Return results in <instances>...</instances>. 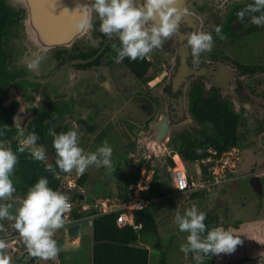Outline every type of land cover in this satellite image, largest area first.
<instances>
[{"label": "rangeland", "instance_id": "rangeland-1", "mask_svg": "<svg viewBox=\"0 0 264 264\" xmlns=\"http://www.w3.org/2000/svg\"><path fill=\"white\" fill-rule=\"evenodd\" d=\"M8 1L16 7H22L26 10L24 28L21 32H15V37L12 40V46H14L13 57L16 61L15 67L26 69L28 72L27 77L32 81H39L43 88L64 81L62 72L53 66L55 63L53 60L54 50L58 47L71 49L78 42H91L95 39L91 23L83 35L68 46L59 45L49 49H36V44L28 29L26 7L20 2L21 0ZM245 1L249 0H225L220 1L221 3L217 6L212 5V3L216 4L215 0H191L188 4V10L199 18L201 22L200 31L211 33V27L221 25L225 12L231 4ZM214 40L215 46L212 52L203 53L209 59H206L202 54L201 57L206 62H220L231 69H237L235 81L229 88L230 92L226 90L222 92L219 84L215 82L205 84L202 81L201 83H203L206 91H209L213 86L218 87L223 99L232 101L235 110L237 112L241 111L244 118L245 122L239 127L243 137L240 145L237 146L238 159L234 168L235 180L232 179L234 181L227 183L225 187L222 186L223 188L218 187L219 191L216 193H213L214 189H212V193L207 196H200L199 199L191 198L189 193H184L177 197L178 202H176L172 197H167L168 193H166L164 197L162 196V199L153 201L151 204L158 220L161 248L167 255L168 264H195L192 253L185 257L184 253L180 251V245L186 242L188 233L181 232L178 226L173 223L177 211L183 214L186 209L192 206H196L202 212L206 210L216 213L219 217L218 226L231 231L234 236L240 237L243 241L241 245L237 246L234 253H221L216 256L217 264H264V197L258 199L250 184L251 176L254 173L258 172L264 176V128L257 131L260 126L264 127V29L233 42L225 41V39L221 40L219 37ZM38 55H43L45 59L41 62L38 70L30 71L27 68V63ZM163 60L165 59L163 58ZM233 60H239L243 63H257L263 68L253 74H242ZM158 62L156 64L157 69H155L158 72L163 69L166 70L168 64L170 65L169 60L168 64L161 59H158ZM163 63L166 65H163ZM175 66H177L176 63H173L171 71ZM114 73L116 74L117 71ZM70 82L65 84L68 86ZM165 83L163 80L158 84L149 85L144 81L140 88L142 92L137 94L139 96L131 92H125L120 101L111 103L107 107V112L102 113L100 116L101 121H107L103 125L111 124L106 127L108 129L106 133L98 130L91 136L86 137L75 125V131L78 132L79 146L86 153L95 152L107 140L113 148V154L111 169L90 166L85 171L87 180L83 187L78 185V179L82 174H77L75 170L69 173L70 177L76 181L73 196L81 197V195H85L84 202L89 204H93V199H104L107 195L116 196L120 199L119 193L121 192V186L124 185V175L131 174L132 171L138 169V163L141 161L144 163L141 167L148 168V161L150 167L155 168V172L159 174L160 180L169 184L168 180L171 177L170 172L173 168L169 162L170 155L174 153L172 141L165 144L169 150L164 155H159L156 150L159 147L156 145L148 146V140L152 137L149 125L167 112L168 97L163 92ZM132 86L134 84L129 85V87ZM29 90H33L32 86ZM148 97L156 98L154 104L151 103ZM142 107H147V110H141ZM68 122L71 124L72 120L68 119ZM129 123L133 124L130 130ZM195 128H199L198 124L188 120L173 125L169 133L170 140L185 130L191 131ZM184 164L189 175H192V178L195 176V180H198L196 175L200 172L198 163L184 161ZM67 175L68 173L63 176V181L67 180ZM134 187L135 185L131 186L133 189ZM171 199H173V202ZM77 204H80L79 199H77ZM81 224V247L70 252L62 250L61 258L74 257V261L77 260L76 264H91L92 224L89 219L82 220ZM60 231H62L63 236L65 234V229H59L56 232L58 238L61 237ZM148 237L151 253L150 264H158L161 259V251L152 246L157 237L155 236L153 240L149 235Z\"/></svg>", "mask_w": 264, "mask_h": 264}, {"label": "clouds", "instance_id": "clouds-1", "mask_svg": "<svg viewBox=\"0 0 264 264\" xmlns=\"http://www.w3.org/2000/svg\"><path fill=\"white\" fill-rule=\"evenodd\" d=\"M176 4L177 0H143L140 4L136 0H92L90 7L99 21V31L109 39L114 35L118 37L119 46L113 43L111 48L116 53L115 62L120 63L125 58L132 61L144 59L153 50L161 48L178 31L187 10L181 11ZM236 17L241 23L247 18L249 23L264 27V0H252V3L236 12ZM86 24L85 19L78 26ZM214 31L221 40L226 39L222 34V26H215ZM214 46L215 40L211 33L196 31L186 34V47L191 49L194 67L201 63V54L212 52ZM44 59L43 55L35 56L28 61L27 68L30 71L38 70ZM5 128L8 127L5 125ZM48 134L53 138L55 165L60 171L70 173L75 170L77 174H83L90 166L111 169L113 148L107 140L95 152L86 153L79 146L77 131L57 133L54 128H49ZM20 135L22 138L18 141L17 152H28L33 160L46 162V150L37 143L38 134L33 131L24 136L21 131ZM18 161L16 152L7 147L4 141H0V220L13 222L28 256L54 261L62 251L54 238L56 232L63 226L81 223L91 213L82 218H72L71 212L70 217L74 222L66 223L65 214L70 212L72 205L64 193L49 187L47 178H39L23 198H16L15 203L7 202L17 191L12 176ZM47 167L55 174L56 168L50 164ZM74 187L63 188V192L71 189V192H67L70 195ZM81 197L80 204L84 205V210L92 207L95 211L94 202L101 200L93 199V204H89L84 202L85 195ZM158 199L155 198L154 201ZM72 202L78 206L77 201ZM206 217L205 212L192 206L183 214L177 211L173 219L181 232L188 233L186 242L180 245V251L185 257L192 253L195 264H205V258L210 259L221 253L232 254L243 243L240 237L223 227L209 228L205 223ZM90 221L92 224V220ZM5 248L6 242L0 240V264H9V258L2 254Z\"/></svg>", "mask_w": 264, "mask_h": 264}, {"label": "flooded vegetation", "instance_id": "flooded-vegetation-1", "mask_svg": "<svg viewBox=\"0 0 264 264\" xmlns=\"http://www.w3.org/2000/svg\"><path fill=\"white\" fill-rule=\"evenodd\" d=\"M215 1L216 4L212 3V5L219 6L221 2ZM229 9L225 12L224 20L220 25L222 27ZM25 20L26 10L24 8L16 7L8 0H0V38L2 49L6 54L2 65H0V141H4L5 145L14 152V142L16 141L18 144L19 139L22 138L19 135L20 131H24L23 135L27 136L30 133L29 125L35 120L47 123L48 128H55L62 124L75 130L76 125L86 137L98 130L106 133L108 130L106 127L111 124L103 125L107 121H101L100 116L107 112V107L111 103L120 101L125 92L140 94L142 92L141 84L144 81L149 85L158 84L163 80L167 82L170 78L172 64H180L176 39L172 36L164 42L161 48L153 50L145 57L151 63V69L148 70L145 77H136L126 64V58L120 63L115 62L116 53L111 45L116 43L119 46L118 37L114 35L109 39L99 31V21L93 11L91 29L95 39L91 42H78L71 49L65 47L53 49L55 62L53 66L62 72L64 81L43 88L39 81H32L27 77L26 69L15 67L12 40L15 37V32L23 30ZM213 31L214 27H211L210 32ZM204 57L209 59L206 55ZM157 58L166 61L167 64L170 62V65L168 64V67L165 68L166 70L163 69L160 72L155 70L157 69L156 64L159 63ZM163 65L166 64L163 63ZM157 72L158 74H156ZM69 81L71 82L68 87L65 83ZM130 84H134V86L129 87ZM31 86L32 91L29 90ZM68 89L71 91L69 92ZM167 97L169 99V96ZM148 98L154 104L156 98ZM141 110L145 111L147 107H142ZM68 119L72 120L71 124ZM5 125L8 128H5ZM132 126L133 124L129 123V130L132 129ZM25 195H20L17 190L7 202L15 203L17 197L23 198ZM67 226L69 225L62 228L66 230ZM60 232L61 237L58 238L57 233L55 237H57L56 240L62 250L68 252L77 250L65 248L66 231L64 236L62 231ZM0 240L6 242V248L2 254L9 258V264H76L77 262V260L74 261V257L61 258L62 252L54 261H44L28 256L25 245L19 237L18 231L14 229L12 221L0 220Z\"/></svg>", "mask_w": 264, "mask_h": 264}, {"label": "trees", "instance_id": "trees-1", "mask_svg": "<svg viewBox=\"0 0 264 264\" xmlns=\"http://www.w3.org/2000/svg\"><path fill=\"white\" fill-rule=\"evenodd\" d=\"M249 3H252V0L236 3L230 7L222 27V34L226 37L225 41L233 42L234 40L261 32L264 29V27H257L249 23L247 18L243 23L237 20L236 12L246 7ZM211 34L214 39L218 38L215 31ZM5 55L0 38V65H2L1 63L4 61ZM233 61L242 74H253L263 68L260 64L253 62L243 63L239 60ZM125 62L131 72L138 78L145 77L148 70L151 69V63L145 58L136 61L126 58ZM201 82V79L194 81L189 91V110L199 124V128L191 131L185 130L172 138L174 153L170 155L169 162L172 166L178 160H184L188 163H198L199 168L204 171L207 177L210 175L209 169L211 165L200 163V160L214 155L209 152L210 149L215 150L217 156H219L232 147L239 146L243 137L239 131V127L245 121L241 111L237 112L235 110L232 101L223 99L218 87L213 86L209 91H206ZM29 128L30 133L35 131L38 134L39 140L37 143L45 148L47 160L46 162L35 161L28 152H17L18 144L15 141L13 147L19 161L12 179L16 189L20 195H25L29 187L34 185L39 178H47L49 187L63 192V176L67 173L60 171L55 165L56 153L52 144L53 138L48 134L49 128L47 127V123L35 120L30 123ZM263 128L260 126L257 131H261ZM54 129L57 133L72 130L62 124ZM147 163L150 169V164L149 162ZM49 164L53 168H56L55 174L47 167ZM138 164V169L132 171L133 173L124 175V185L121 186V192L119 193V197L123 201L133 197V188L131 186L139 182L141 166L144 163L141 161ZM86 180L87 173L85 172L78 179L79 187H83ZM170 180L171 178L168 180L169 184L163 183L160 180L159 174L155 172L149 188L141 191L142 196L146 199H158L164 196L171 190ZM201 195H207V192L201 190L195 191L191 193V198L196 199ZM113 197L107 195L106 198L110 200ZM70 198L74 201L80 200V197L77 195L73 196L70 194ZM171 201L173 202L172 199ZM203 212L207 214L205 223L209 228L219 225V217L216 213L206 210H203ZM90 213H95L92 207L91 209L84 210V205L79 204L73 209L71 217L82 218ZM118 215L119 211H114L96 214L93 218L91 264H150L151 253L147 240L149 238L148 235L152 240L155 236L157 237L152 246L161 251V259L158 264H168L167 255L161 248L159 224L151 203L146 209L135 211V220L137 223L142 224L141 229L136 230L128 225L120 227L117 224ZM205 264H217L216 256H211L210 259L205 258Z\"/></svg>", "mask_w": 264, "mask_h": 264}, {"label": "water", "instance_id": "water-1", "mask_svg": "<svg viewBox=\"0 0 264 264\" xmlns=\"http://www.w3.org/2000/svg\"><path fill=\"white\" fill-rule=\"evenodd\" d=\"M189 1L191 0H177L176 4L178 9L181 11L186 9L187 12L178 31L173 35L180 55V64L172 69L170 78L164 85L163 92L169 96L167 112L150 125L152 137L148 140V146L159 147L156 148L159 155H164L169 150L165 144L172 140L169 137L171 126L186 120L196 122L189 110V91L193 81L201 78L205 84L215 82L219 84L222 92L224 90L230 92L229 88L233 85L237 74V69H231L220 62L207 63L201 56L199 66H193L191 49L186 47V34L200 31L201 22L188 10ZM20 2L27 9L28 29L36 49L43 50L72 44L83 35L92 20L93 11L90 7L92 0H21ZM136 2L140 4L143 0ZM85 19L87 24L79 27L78 25ZM250 184L255 195L263 198L260 177H253ZM67 192H71V189ZM81 198L83 199L84 196ZM65 231V248L78 249L81 246L82 224L69 225Z\"/></svg>", "mask_w": 264, "mask_h": 264}, {"label": "built area", "instance_id": "built-area-1", "mask_svg": "<svg viewBox=\"0 0 264 264\" xmlns=\"http://www.w3.org/2000/svg\"><path fill=\"white\" fill-rule=\"evenodd\" d=\"M237 149L238 147L234 146L231 149L223 152L219 156H217V152L215 150L210 149L209 152L213 153L214 155H210L200 160V163L211 165L209 169L210 175L199 180H195L190 177L183 160L176 161V164L173 166L170 172L171 190L168 193L167 197L170 196L176 202H178L177 197L180 194H191L195 191L200 190H208L212 192V189L215 190L217 187H221L224 184L232 181V179H234L235 177L234 168L236 167V161L238 159ZM141 168L142 172H140V179L132 191L133 197L131 199L125 201L119 198H112L110 200H96L94 202V209L96 213L86 216L85 219L93 220L96 214L119 211L117 224L120 227L129 225L136 230L141 229L142 224L137 223L135 220V211L146 209L148 205L154 201V199L144 198L141 194V191L149 188L150 182L153 180L155 174V168L153 167H151L150 169L145 167ZM257 175L260 177L261 186L264 193V176L256 172L251 176V179L253 177H257ZM66 178L67 180L63 181L64 189H66L67 187L76 186L75 179L71 178L69 173ZM62 193H64L68 197L72 205L70 212L65 214V222H74V219L70 217V213L73 211L76 205L72 202V200L70 199V195L67 192Z\"/></svg>", "mask_w": 264, "mask_h": 264}, {"label": "crops", "instance_id": "crops-1", "mask_svg": "<svg viewBox=\"0 0 264 264\" xmlns=\"http://www.w3.org/2000/svg\"><path fill=\"white\" fill-rule=\"evenodd\" d=\"M186 170L188 171V169H186ZM196 173H197V172H196ZM188 174H189V173H188ZM196 175L198 176V180L201 179V178H205V177H206V174L204 173V171H203L202 169H200V172L197 173ZM190 177H192V175H190ZM193 178L196 179L195 176H193ZM228 183H229V182H228ZM226 184H227V183H226ZM226 184H224L223 187L227 186ZM221 187H222V186H221ZM223 187H222V188H223ZM217 188H218V187H217ZM217 188H216V189H217ZM251 188H252V187H251ZM216 189L213 191V193H216V192L219 191V189H217V190H216ZM252 190H253V189H252ZM201 191H205V192H207V195H209V193H212V192H208V191H206V190H201ZM207 195H201V196H207ZM190 196H191V194H190ZM104 198H106V197H104ZM114 198H118V197L114 196ZM199 198H200V197H198L197 199H199ZM258 199H260V198H258ZM81 240H82V238H81ZM81 244H82V243H81ZM80 247H81V246H80ZM80 247H79V248H80Z\"/></svg>", "mask_w": 264, "mask_h": 264}]
</instances>
